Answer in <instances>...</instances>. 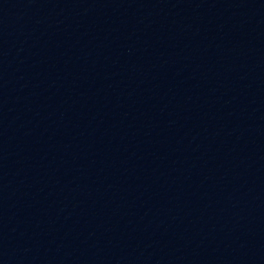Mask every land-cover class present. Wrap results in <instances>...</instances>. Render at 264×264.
I'll return each mask as SVG.
<instances>
[{
  "label": "water",
  "instance_id": "water-1",
  "mask_svg": "<svg viewBox=\"0 0 264 264\" xmlns=\"http://www.w3.org/2000/svg\"><path fill=\"white\" fill-rule=\"evenodd\" d=\"M0 264H264V0H0Z\"/></svg>",
  "mask_w": 264,
  "mask_h": 264
}]
</instances>
